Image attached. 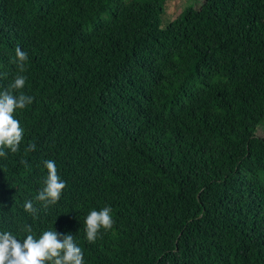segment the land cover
<instances>
[{
    "label": "trees",
    "instance_id": "trees-1",
    "mask_svg": "<svg viewBox=\"0 0 264 264\" xmlns=\"http://www.w3.org/2000/svg\"><path fill=\"white\" fill-rule=\"evenodd\" d=\"M163 1L0 0V91L24 75L14 94L33 97L0 157V232L71 234L84 264H264V0L160 26ZM46 160L66 184L47 210ZM105 206L114 225L90 243Z\"/></svg>",
    "mask_w": 264,
    "mask_h": 264
},
{
    "label": "clouds",
    "instance_id": "clouds-1",
    "mask_svg": "<svg viewBox=\"0 0 264 264\" xmlns=\"http://www.w3.org/2000/svg\"><path fill=\"white\" fill-rule=\"evenodd\" d=\"M27 53L16 47L15 60L13 61L19 71H25ZM26 77L17 75L10 89L0 91V157H6L7 149L15 154L19 151L24 138V130L20 122L15 118L16 110L25 109L33 101V97L20 92L15 95L14 91L24 88ZM36 149L35 143H29L26 151ZM21 163H27L22 160ZM47 169L45 186L38 192L36 201L41 202L45 210L49 205L56 204L66 184L57 173L56 164L53 160L43 162ZM24 210L33 216L38 212L31 200L25 201ZM111 208L105 206L99 211L92 210L84 220L86 240L93 243L98 238L101 229H112L114 220ZM27 235L21 243L16 236L9 231L0 232V264H84V254L77 245L74 236L65 234L62 238L55 231H44L39 238L32 234V226L26 225L23 229Z\"/></svg>",
    "mask_w": 264,
    "mask_h": 264
},
{
    "label": "rangeland",
    "instance_id": "rangeland-1",
    "mask_svg": "<svg viewBox=\"0 0 264 264\" xmlns=\"http://www.w3.org/2000/svg\"><path fill=\"white\" fill-rule=\"evenodd\" d=\"M200 3L201 0H164L159 16L160 26H164L167 22L171 21L186 5L191 4L194 7H198ZM255 134L264 137V122L257 126Z\"/></svg>",
    "mask_w": 264,
    "mask_h": 264
}]
</instances>
